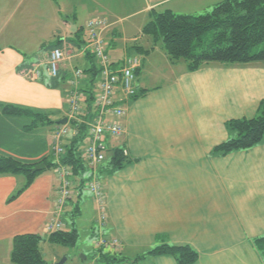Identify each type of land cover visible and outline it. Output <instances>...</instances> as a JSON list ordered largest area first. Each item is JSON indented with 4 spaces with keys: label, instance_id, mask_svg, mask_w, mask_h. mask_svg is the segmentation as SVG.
I'll return each mask as SVG.
<instances>
[{
    "label": "crops",
    "instance_id": "obj_1",
    "mask_svg": "<svg viewBox=\"0 0 264 264\" xmlns=\"http://www.w3.org/2000/svg\"><path fill=\"white\" fill-rule=\"evenodd\" d=\"M222 1L0 0V104L42 113L49 121L28 128L31 121L26 117L0 113V155L39 165L47 158L58 123L69 116L70 81L75 70L83 72L81 106L92 108L86 96L98 84L89 85L91 74L86 72L94 64L92 55L83 51L88 40L75 35L84 29L82 21L100 15H149L151 19L154 11L164 10L202 14ZM104 20L110 23L104 39L113 45L117 22ZM129 41L124 59H140L136 81L138 91L145 94L127 104L124 134L119 139L107 137L106 145L109 150L124 149L133 162L112 175L103 171L102 165L86 173L99 179L106 175L107 222L101 229L105 237L120 242L119 254L123 249L142 251L136 259H144L134 261L130 259L135 256H125L127 264H176L171 256L148 255L162 241L192 248L199 256L195 264H264L253 244L264 235V143L225 156L215 153L218 146L236 136L227 128L229 122L258 115L264 100V62L211 63L190 72L184 61L171 63L159 44L143 42L141 36ZM60 45L66 59L58 77H52L49 55ZM123 60L115 63L111 59L115 66ZM70 124L78 134L65 138L63 145L84 135L83 152L89 141L87 132L81 130L84 125ZM52 157L55 163L54 154ZM12 176L17 175L0 176V228L4 230H0V264L6 260L13 264L9 260L13 238L24 233L9 223L22 211L11 210L12 201L16 204L21 199L18 191L23 185ZM73 182L65 207L74 205L76 198L81 200L84 185ZM32 198L38 209L31 213L44 222L50 215L49 186L40 188ZM87 204L74 205L72 229L78 231L75 219L86 214ZM101 254L106 255L101 250L96 255L103 261Z\"/></svg>",
    "mask_w": 264,
    "mask_h": 264
},
{
    "label": "trees",
    "instance_id": "obj_2",
    "mask_svg": "<svg viewBox=\"0 0 264 264\" xmlns=\"http://www.w3.org/2000/svg\"><path fill=\"white\" fill-rule=\"evenodd\" d=\"M82 31V30H81ZM79 31L76 37H81ZM143 35L152 39L154 46L160 44L171 63L186 62L190 72L199 70L203 65L219 63L223 65H245L264 62V0H224L210 11L202 14H176L170 10L154 11L150 21L143 28ZM88 55H91L88 53ZM93 57V56H92ZM86 72L91 74L89 85L94 86L99 77L97 63ZM138 91L134 100L144 96ZM88 106H92L94 90H88ZM0 113L9 117H26L31 122L28 128H36L45 124L48 117L42 113L26 108L0 104ZM236 136L215 149L221 156L232 152L245 151L264 143V100L260 104L259 113L255 118L231 121L227 124ZM82 132L87 128L82 127ZM81 132V133H82ZM84 135L75 137L66 146L62 156V164L72 170V177L82 180L89 166L83 159L81 143ZM124 149H108L102 170L108 175L115 174L131 164ZM46 168L53 166L47 158L41 161ZM40 163V164H41ZM39 164H26L15 158L0 155L1 175H26L27 186L31 185L37 173L32 168ZM79 233L76 229L67 232L61 230L52 233L49 240L65 247L77 244ZM41 237L36 234H20L13 239L11 262L13 264H47L40 251ZM264 261V235L253 241ZM150 256H171L176 264H195L198 254L188 246H174L165 241L148 252ZM105 263L121 262L115 256L101 254ZM144 259L137 258L136 261Z\"/></svg>",
    "mask_w": 264,
    "mask_h": 264
},
{
    "label": "built area",
    "instance_id": "obj_3",
    "mask_svg": "<svg viewBox=\"0 0 264 264\" xmlns=\"http://www.w3.org/2000/svg\"><path fill=\"white\" fill-rule=\"evenodd\" d=\"M88 41L83 51L90 53L99 68L98 85L92 101V108L83 109L81 106L82 95L79 91L80 79L83 77L81 70H75L70 81L73 90L69 97L68 123L81 124L87 128L88 146L83 151V159L89 168L97 169L106 160V138L119 139L125 132L122 121L126 116V106L138 94L137 71L140 67L138 57H126L119 66L112 64L108 53V45L104 33L109 29L110 23L104 19H95L87 23ZM66 59L65 51L53 49L49 55V73L58 77L60 65ZM38 75V71H35ZM89 118L90 120H84ZM59 126L52 135L53 154L55 158V171L58 177L56 193V206L53 221L48 224V232L55 233L64 230L62 212L73 193L71 182L72 170L62 164V156L66 151L63 141L68 136H77L78 129L72 130L71 124ZM78 125V126H79ZM79 128V127H78ZM88 191L93 194L98 211L100 230L107 222V207L104 189L100 179L93 174L87 183ZM100 240H95L93 245L110 255L117 254L121 247L117 239H107L104 232L99 231ZM104 249L106 251L104 252Z\"/></svg>",
    "mask_w": 264,
    "mask_h": 264
},
{
    "label": "rangeland",
    "instance_id": "obj_4",
    "mask_svg": "<svg viewBox=\"0 0 264 264\" xmlns=\"http://www.w3.org/2000/svg\"><path fill=\"white\" fill-rule=\"evenodd\" d=\"M108 19L109 22L116 23L117 25L114 26V29L116 28L118 30V33L116 35V43L111 45V42H108L106 40V43L108 45V53L112 61L114 60L115 63H118L119 61L123 60L125 57V46L126 44L130 46V39L135 37H140L143 42L149 41L152 39L143 35V28L144 26L150 21L149 15H134L129 16L128 15H121L118 17H109L105 15H100L98 19ZM90 19H87V21H82L80 23V26L84 27V29L81 31L80 35L83 40H88V34H87V23ZM114 21V22H113ZM116 21V22H115ZM124 28V31H123ZM153 44V41H152ZM154 45V44H153ZM160 45V44H159ZM60 45L59 49L63 50L64 47ZM46 50H48L46 48ZM64 51V50H63ZM98 80L96 83L98 84ZM96 93V90H94V94ZM72 128V126H70ZM66 145V144H64ZM85 146V142L83 141L81 143L80 150L82 152L83 148ZM53 150L48 154L47 160L50 163H54L53 161ZM33 169V168H32ZM17 177L15 179H19V183L23 184L21 187H19V196H21V199L16 203L15 201H12L11 203V210L18 209L22 210L20 214L17 215L12 222H9L11 227H14L17 225L18 229L21 230V233L23 234H36L41 237V243H40V251L42 253V256L47 264H57L64 259H66V262L64 264H108L104 261L98 259L97 255H100V250L96 248L93 245V242L95 240H100L99 235H95L93 229H97V231H100L99 224L95 222L94 220L98 218V211L96 207V203L94 200L93 194H91L87 189V183L90 180V177L87 175H84V190L81 192L80 198H76L75 204L78 205L80 202H88L87 204V212L81 219H75L77 222V229L79 233V238L77 241V244L73 247H65L61 244L51 242L49 240V237L51 235L50 232H48V224H50L54 217V212L57 209L56 204V185H58V180L55 174V170L53 166H50L46 168V170H43L41 172H38L36 174V182L32 188V190L28 191V189L31 187V185L27 186L28 179L27 176L23 175H17L12 176ZM21 177V178H20ZM35 179V178H34ZM100 181L102 183V186L106 184V175H102V178L100 177ZM17 181V180H16ZM76 181L77 183L81 184L82 180L78 179L77 177H71V182ZM74 183V182H73ZM41 185V186H40ZM48 186L50 188V203L51 206H49L50 215H48V218H45V221H41L37 214L31 213L32 210H37L38 207H36L35 200L32 198L34 194H36V191L40 190V188H43V190H47ZM55 189V191H54ZM45 192V191H44ZM18 196V197H19ZM17 197V198H18ZM78 197V196H77ZM92 200V204H91ZM74 205H70L68 207H65L66 210H64L61 214L63 216V222L66 223L64 230L67 232L72 231L71 223L73 221L72 212L73 209L76 207ZM94 205V208L93 206ZM83 207V206H82ZM45 209V208H44ZM94 209V211H93ZM7 223L3 224V227L7 225ZM1 233L4 231L1 229ZM14 239V238H13ZM106 249H104V252ZM108 254L107 252H105ZM97 254V255H96ZM141 254V255H138ZM142 251L140 250H128L123 249L122 253H117L112 256L117 257L118 259L122 260L121 263H114V264H127L126 262H123L125 260V256H135V258H132L130 260L136 261V257L142 256ZM110 255V254H109ZM9 260H11V257H9ZM99 260V261H96ZM129 260V259H128ZM133 262V261H132ZM7 263V260H6ZM5 262L2 264H6ZM141 264H150V261L145 263L141 262Z\"/></svg>",
    "mask_w": 264,
    "mask_h": 264
},
{
    "label": "water",
    "instance_id": "obj_5",
    "mask_svg": "<svg viewBox=\"0 0 264 264\" xmlns=\"http://www.w3.org/2000/svg\"><path fill=\"white\" fill-rule=\"evenodd\" d=\"M72 33H75V30H72ZM67 123H68V119H64V120H62V121H60L59 123H58V125H60V126H62V125H67ZM46 169V165H44V164H40V165H37L36 167H34L33 169H32V173H38V172H41V171H43V170H45ZM66 262V259H64L63 261H61V262H59V263H57V264H64Z\"/></svg>",
    "mask_w": 264,
    "mask_h": 264
}]
</instances>
